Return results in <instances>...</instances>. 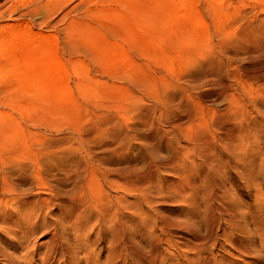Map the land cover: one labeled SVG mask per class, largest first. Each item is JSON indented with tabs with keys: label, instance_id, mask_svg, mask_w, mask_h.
I'll return each instance as SVG.
<instances>
[{
	"label": "rangeland",
	"instance_id": "obj_1",
	"mask_svg": "<svg viewBox=\"0 0 264 264\" xmlns=\"http://www.w3.org/2000/svg\"><path fill=\"white\" fill-rule=\"evenodd\" d=\"M248 25L251 30L257 28L258 40L255 35L239 36ZM260 40L264 44V0H0V157L8 152L2 149L26 147L39 152L43 157L38 176L43 179V172L50 176L55 171L58 175L75 174L77 160L94 150L89 152L94 161L124 171L113 176L119 195L117 210L131 216L132 227L140 222L135 210H150L177 220L188 210H199L203 197L198 189L184 193L181 185L174 186L181 183L176 175L189 166L192 157L188 152L186 160L184 153L178 162L170 159L172 148L184 139L172 128L173 121L188 122L187 106L195 105L189 99L184 102L182 85L198 84L191 92L206 96L201 105L211 111L223 107L225 98L218 93L222 84L209 81L200 85L206 74L197 63L206 56L223 57L225 64L219 65L217 72L224 79L239 73V65L264 72V62L245 61L246 47L261 44ZM261 78L264 81V75L250 81L255 84ZM169 141L172 146H168ZM237 143L236 139L230 146ZM52 148L59 153L49 160L44 150ZM63 155L69 159L54 160L64 159ZM148 163L158 168L153 170V182L147 187L153 191L147 193L150 199L146 202L142 194L128 188L125 177L129 167L131 175H142ZM99 180L94 183L96 191L101 183L107 185L104 178ZM59 182L63 190L73 187L72 178ZM225 186L229 187L227 182ZM253 199V190L240 188L234 194L241 209L252 205ZM110 205L105 199L104 209ZM199 206L201 209L203 203ZM48 217L54 219L53 215ZM73 220L61 225L70 239L74 234L68 228L77 222ZM220 225L224 226L222 218ZM39 231L35 257L50 236L45 229ZM219 232L218 240L228 243ZM141 247L148 252L149 243L141 242ZM30 250H22L21 260L31 256ZM159 251L161 254L152 255H160L156 263L182 261L172 247L160 245ZM101 257H106L105 253ZM131 257L127 256L126 264H139ZM247 261L250 259L238 264Z\"/></svg>",
	"mask_w": 264,
	"mask_h": 264
},
{
	"label": "bare ground",
	"instance_id": "obj_2",
	"mask_svg": "<svg viewBox=\"0 0 264 264\" xmlns=\"http://www.w3.org/2000/svg\"><path fill=\"white\" fill-rule=\"evenodd\" d=\"M243 29L241 33L238 30L241 38L255 35L254 38L259 39L260 36L256 38L259 33L257 31L256 34L257 28L254 31L248 25V30ZM228 38L227 41H230ZM253 44L246 47L245 61L252 64L264 62V44L262 41L261 44ZM215 54L214 51V57ZM210 57L200 58L201 61L197 60V56L194 58L199 61L197 64L201 66H198L202 67L206 74L205 81L200 85L219 81L222 86L218 93L221 97L224 96L225 105L211 111L207 105H201V101H206V96L191 92L195 86H199L198 84L182 85L185 93L184 97L182 96L185 100L183 101L189 99V102L191 100L195 105L187 106L188 122L183 120L187 122L186 125L179 120L178 123L173 121L172 126L174 130L177 128L180 131L184 141L179 140L176 147L172 148L171 161L182 160L183 153V159L185 154L187 157L192 156L191 159L188 158L191 163L187 159L190 164L185 166V170L182 169L183 172L175 169V173L178 172L176 179L181 183L174 186L181 185L179 189L184 188V193L192 190L196 192L197 189L199 193L202 192V200L197 206L199 210H188L177 220L158 216L150 210H135L141 225L138 223L137 227H132L131 216L121 214L117 210L119 195L113 176H118L124 171L118 172L115 167L94 161L89 153L94 150L86 152L88 156L84 157L85 161L83 158L84 163L77 160L75 174L71 172L58 175L55 171L51 172L53 176H50L43 172L44 178L41 179L38 176L42 172L39 160L43 155L26 147L2 149L8 151L0 157L2 264H126L127 256H132L139 264H163L154 262L160 255H155V259L152 257L155 253L161 254L160 245L175 249V256L181 257L182 261L177 259L180 263L184 262L183 264H238L244 259H250L246 264H264V81L262 78L255 81V84L250 81L264 75V72H252L239 65V73L233 74L232 79L229 76L224 79L220 72H217V67L225 64L223 57ZM188 78L190 82L191 79ZM236 139L239 143L231 147L230 143ZM168 146H172L171 142ZM44 151L48 159L59 153L55 148ZM63 157L64 159L54 160L62 162L69 159H66L67 156ZM195 157L198 160H195ZM232 158L237 159L235 161ZM148 164L145 173L137 176L131 175V167L127 168L125 177L130 183L128 188L142 194L146 202L150 199L148 192L151 190L147 187L153 182V170L158 168L155 164ZM193 172L195 177L190 178ZM68 178L73 179V187L63 190L59 181ZM102 178L107 185L104 187L101 183L96 191L94 183ZM225 182L229 187L225 186ZM240 188L244 192L253 190L254 193L253 204H248L246 209L239 208L234 201V194ZM105 199L111 202L107 209L103 207ZM201 203L203 207L200 209ZM49 215H53L54 219H50ZM132 217L134 218L133 215ZM73 218H76L77 222ZM221 218L224 226L220 225ZM71 220L76 222L68 228L74 234L72 239L67 236V229L61 226L68 221L71 223ZM43 229L50 232V236L44 250L39 257H35L36 234ZM218 229L222 231L219 232L221 235L227 237L225 240L228 243L218 240ZM251 230L254 233H250ZM256 237L259 238L258 245L255 243ZM141 242L149 243L148 252H144L143 247L139 248ZM26 249H31V256L23 258V261L21 254L22 250ZM102 252L106 257H101ZM180 263L177 261L175 264Z\"/></svg>",
	"mask_w": 264,
	"mask_h": 264
}]
</instances>
